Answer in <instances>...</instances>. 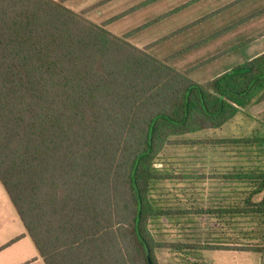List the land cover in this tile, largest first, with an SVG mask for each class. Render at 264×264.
<instances>
[{
	"label": "trees",
	"instance_id": "obj_1",
	"mask_svg": "<svg viewBox=\"0 0 264 264\" xmlns=\"http://www.w3.org/2000/svg\"><path fill=\"white\" fill-rule=\"evenodd\" d=\"M64 1L0 0V180L44 263L159 264L160 248L236 249L158 240L154 223L191 211L153 191L175 177L157 166L168 146L264 145L189 137L264 102V52L200 83ZM244 167L218 176L248 185L246 206L208 211L264 225V198L253 201L264 167Z\"/></svg>",
	"mask_w": 264,
	"mask_h": 264
},
{
	"label": "rangeland",
	"instance_id": "obj_2",
	"mask_svg": "<svg viewBox=\"0 0 264 264\" xmlns=\"http://www.w3.org/2000/svg\"><path fill=\"white\" fill-rule=\"evenodd\" d=\"M64 4L85 12L91 21L105 25L116 35L128 36L136 46L147 48L178 71H188L200 83L264 52V0H65ZM244 136L264 137V102L252 104L223 128L189 137ZM157 166L173 172L175 177L160 181L153 196L165 206L191 211L178 220L162 218L154 223L152 229L158 240L225 243L232 248L264 244L261 216H220L208 211L220 206H246L248 185L218 174L242 166L264 167V145H171L163 151ZM184 174H205V179L181 177ZM263 198L264 191L253 201ZM204 256L218 255L202 249L157 250L159 264H208Z\"/></svg>",
	"mask_w": 264,
	"mask_h": 264
},
{
	"label": "crops",
	"instance_id": "obj_3",
	"mask_svg": "<svg viewBox=\"0 0 264 264\" xmlns=\"http://www.w3.org/2000/svg\"><path fill=\"white\" fill-rule=\"evenodd\" d=\"M259 251L236 249L215 251L204 256L208 264H264V244ZM0 264H45L32 237L0 180Z\"/></svg>",
	"mask_w": 264,
	"mask_h": 264
}]
</instances>
